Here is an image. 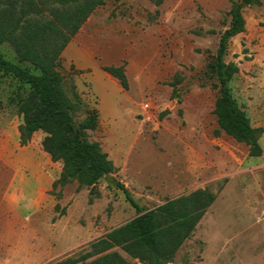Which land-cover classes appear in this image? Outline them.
Listing matches in <instances>:
<instances>
[{"label": "rangeland", "instance_id": "1", "mask_svg": "<svg viewBox=\"0 0 264 264\" xmlns=\"http://www.w3.org/2000/svg\"><path fill=\"white\" fill-rule=\"evenodd\" d=\"M258 1L105 0L61 53L64 91L73 99L74 86L82 100L72 112L75 123L85 119L87 109L97 111V127L86 138L100 144L113 163L111 176L140 206L153 208L197 189L215 194L166 264H264V0ZM235 3L242 4L245 25L230 38L224 60L238 66L231 92L251 125L263 129L259 157L248 156L245 143L216 133L219 83L211 67ZM0 50L16 60L8 44ZM122 63L127 89L102 70ZM27 93L25 85L0 73V264H51L79 256L91 241L137 215L115 181L104 177L93 187L73 180L51 188L47 223L59 218V228L70 230L62 241L75 243L49 262L26 259L28 247L38 244V222L14 220L11 203L19 194L9 189L13 170L7 157L21 146L17 95ZM31 181L22 207L35 195ZM113 250L131 264H144Z\"/></svg>", "mask_w": 264, "mask_h": 264}, {"label": "trees", "instance_id": "2", "mask_svg": "<svg viewBox=\"0 0 264 264\" xmlns=\"http://www.w3.org/2000/svg\"><path fill=\"white\" fill-rule=\"evenodd\" d=\"M245 4L258 0H242ZM105 0H0V45L8 44L16 60L5 57L0 50V73L7 74L25 85L28 93L17 95L22 114L18 126L20 144L25 145L38 130L44 133L42 148L52 161H61V171L52 188L73 180L93 187L98 179L114 171L112 161L97 141H89L86 131L97 127L98 113L86 110V117L76 124L72 112L82 103L72 86L71 99L63 88L60 71L61 53L79 31L89 15ZM160 3L161 0H156ZM242 4L231 9L229 26L221 33L211 69L219 83V95L213 113L216 133L223 131L248 146V156L259 157L261 128L253 127L237 102L229 81L238 66L225 62L228 42L244 30ZM102 70L128 88L125 64L102 66ZM175 91V89H174ZM114 185L137 215L91 241L88 249L76 257H66L51 264H131L119 252L144 264H166L170 256L187 239L215 199L208 189H197L166 199L153 207L140 206L129 189L120 181ZM93 188H91L92 191ZM57 206V204L55 205Z\"/></svg>", "mask_w": 264, "mask_h": 264}, {"label": "crops", "instance_id": "3", "mask_svg": "<svg viewBox=\"0 0 264 264\" xmlns=\"http://www.w3.org/2000/svg\"><path fill=\"white\" fill-rule=\"evenodd\" d=\"M79 65L81 68L87 67L82 64ZM102 73V76L105 75L104 72ZM259 128L263 131L262 127ZM38 132L40 133L38 134V140L35 139L36 134L34 132L25 145H15L14 151L9 153L10 156L7 157V163L13 170L9 189L15 190L19 194L18 201L15 204L11 203L14 220L23 225L38 222V231L34 233L38 244L30 246L31 248L28 247L25 257L32 261L38 259V263H41L55 259L60 249L64 245H73L75 239L62 241L63 236L69 233L70 230L59 228V218L54 222L47 223L46 215L49 213V206L52 205L48 191L52 188V183L58 178L61 166L59 162L52 161L50 155L43 150L41 140L44 133L41 130H38ZM32 179L36 183V188L32 189L35 195L22 207L20 201L27 198ZM53 239L57 240L55 246L52 245Z\"/></svg>", "mask_w": 264, "mask_h": 264}, {"label": "water", "instance_id": "4", "mask_svg": "<svg viewBox=\"0 0 264 264\" xmlns=\"http://www.w3.org/2000/svg\"><path fill=\"white\" fill-rule=\"evenodd\" d=\"M242 3H245V2L242 1ZM104 178H105V180L110 181V182L115 181V179L111 176V174H107Z\"/></svg>", "mask_w": 264, "mask_h": 264}, {"label": "built area", "instance_id": "5", "mask_svg": "<svg viewBox=\"0 0 264 264\" xmlns=\"http://www.w3.org/2000/svg\"><path fill=\"white\" fill-rule=\"evenodd\" d=\"M144 107H148V104H145Z\"/></svg>", "mask_w": 264, "mask_h": 264}]
</instances>
